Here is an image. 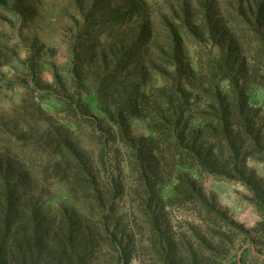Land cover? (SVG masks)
<instances>
[{
    "label": "rangeland",
    "instance_id": "rangeland-1",
    "mask_svg": "<svg viewBox=\"0 0 264 264\" xmlns=\"http://www.w3.org/2000/svg\"><path fill=\"white\" fill-rule=\"evenodd\" d=\"M0 264H264V0H0Z\"/></svg>",
    "mask_w": 264,
    "mask_h": 264
},
{
    "label": "trees",
    "instance_id": "trees-1",
    "mask_svg": "<svg viewBox=\"0 0 264 264\" xmlns=\"http://www.w3.org/2000/svg\"><path fill=\"white\" fill-rule=\"evenodd\" d=\"M244 109H245V108H241V109H240V113H241V112H244Z\"/></svg>",
    "mask_w": 264,
    "mask_h": 264
}]
</instances>
